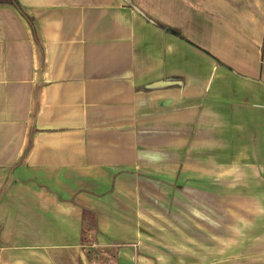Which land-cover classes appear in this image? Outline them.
Instances as JSON below:
<instances>
[{"label": "crops", "instance_id": "1", "mask_svg": "<svg viewBox=\"0 0 264 264\" xmlns=\"http://www.w3.org/2000/svg\"><path fill=\"white\" fill-rule=\"evenodd\" d=\"M16 1L0 264H156L151 228L184 221L186 187L264 190V0Z\"/></svg>", "mask_w": 264, "mask_h": 264}, {"label": "rangeland", "instance_id": "2", "mask_svg": "<svg viewBox=\"0 0 264 264\" xmlns=\"http://www.w3.org/2000/svg\"><path fill=\"white\" fill-rule=\"evenodd\" d=\"M221 173L215 174L220 178L212 184L201 180L195 188L186 187L190 205H186L189 213L184 214V221L154 223L156 264H255L264 260V237L255 242L264 233V190L233 189L235 175L223 178ZM176 229L184 233V239Z\"/></svg>", "mask_w": 264, "mask_h": 264}, {"label": "trees", "instance_id": "3", "mask_svg": "<svg viewBox=\"0 0 264 264\" xmlns=\"http://www.w3.org/2000/svg\"><path fill=\"white\" fill-rule=\"evenodd\" d=\"M1 6H13V7H19V4L16 0H0Z\"/></svg>", "mask_w": 264, "mask_h": 264}, {"label": "water", "instance_id": "4", "mask_svg": "<svg viewBox=\"0 0 264 264\" xmlns=\"http://www.w3.org/2000/svg\"><path fill=\"white\" fill-rule=\"evenodd\" d=\"M140 12V11H139ZM141 13V12H140ZM142 14V13H141ZM143 15V14H142ZM259 83H261V82H259Z\"/></svg>", "mask_w": 264, "mask_h": 264}]
</instances>
